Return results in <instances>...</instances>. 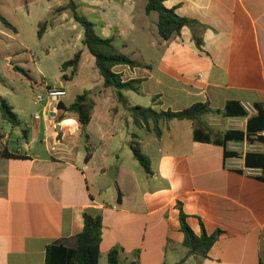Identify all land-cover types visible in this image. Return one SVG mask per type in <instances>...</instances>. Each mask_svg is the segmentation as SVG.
<instances>
[{
  "label": "crops",
  "instance_id": "0c3cea01",
  "mask_svg": "<svg viewBox=\"0 0 264 264\" xmlns=\"http://www.w3.org/2000/svg\"><path fill=\"white\" fill-rule=\"evenodd\" d=\"M163 1L195 22L170 40L159 35L158 14L146 13V0L77 4L99 36L141 64L114 68L124 81H143L140 91L124 92L129 106L177 112L197 103L214 110L230 102L264 105V0ZM80 51L76 74L61 71L54 84L68 90L65 98L38 104L31 91L37 81L27 71L23 89L35 108L24 96L5 99L20 125L5 121L0 152L20 158L0 156V264H46L52 246L73 252L86 214L103 219L99 264H108L115 248L120 264H264V181L260 169L245 167L248 152L264 154V131L263 143L229 142L239 155L228 159L223 146L196 141L190 121H162L158 137L153 122L135 125L116 91L104 87L94 57ZM88 91L95 106L84 130L78 114L59 104L69 107ZM203 120L214 139L247 125L214 113ZM132 142L150 159L151 174ZM180 206L198 236L202 226L209 235L222 232L208 258L186 259Z\"/></svg>",
  "mask_w": 264,
  "mask_h": 264
},
{
  "label": "trees",
  "instance_id": "16d2710c",
  "mask_svg": "<svg viewBox=\"0 0 264 264\" xmlns=\"http://www.w3.org/2000/svg\"><path fill=\"white\" fill-rule=\"evenodd\" d=\"M146 13L158 14V33L164 40H170L180 35L182 29L193 25L195 22L176 14L174 9H169L164 5L163 0H146ZM70 11L76 23L82 26L84 36L82 44L89 53L94 57L96 68L99 75L104 80L105 88H113L116 91V99L118 103L128 111L137 126L145 125L149 127V123L153 122V131L158 137H161L162 130L160 123L177 121H190L194 123V139L196 141L215 143L221 145L225 149V159L238 157V153L228 150L229 142H248L249 144L263 143L261 133L264 131V105L255 104L256 115L250 116L238 102H230L223 110H214L208 103H197L182 111H157L152 107L129 106L128 100L124 95L126 91H140L143 83L142 80L124 81L123 76L114 71L117 66H128L131 69L141 67V64L134 61L128 55L120 51L115 45L113 38H103L98 35L96 25L89 20L87 16L82 14L79 6L71 1L68 5L57 9L56 15ZM2 24L17 33V28L12 25L5 17L0 15ZM48 28V23L39 24L38 37L42 38ZM82 59V51L62 64V72L72 68V75H75ZM18 69V68H17ZM25 76H29L24 69H18ZM69 79L68 76H65ZM59 106L68 112L77 113L79 120L85 130L90 124L94 102L92 100V92L88 91L79 95L75 102L69 107L62 104ZM0 112L2 119L10 123L13 127L20 125L17 114L5 99L0 102ZM221 115L224 118H243L247 119L246 130H229L221 137L214 139L210 134L204 117L208 114ZM131 148L135 159L140 163L146 173L151 174L150 159L142 152L140 146L136 142L131 143ZM0 156L7 158H20V156L10 154L7 150L0 152ZM88 154L86 160L89 161ZM245 167L248 169H260L262 175L259 177L264 181V154L258 152H248L245 155ZM85 226L82 233L75 239V249L73 252L63 247L52 246L47 256L46 264H99L100 261V245L103 237V219L102 217H93L86 214L84 216ZM180 223L181 231L184 234L183 245L187 248L188 253L186 259L191 256L206 259L213 245L218 241L221 231L209 235L204 226H202V234L198 236L188 224V216L184 213L180 206ZM108 264H120V250L115 248L108 254ZM131 264H137L136 262ZM183 264V262L181 263Z\"/></svg>",
  "mask_w": 264,
  "mask_h": 264
},
{
  "label": "rangeland",
  "instance_id": "374dc122",
  "mask_svg": "<svg viewBox=\"0 0 264 264\" xmlns=\"http://www.w3.org/2000/svg\"><path fill=\"white\" fill-rule=\"evenodd\" d=\"M71 1L79 4V0H32L26 7L22 0H0V15L18 30V34H14L0 21V102L2 99L13 102L15 97L24 96L29 106L35 108L32 93L23 89L29 83V76L18 69L30 71L31 77L39 83L54 85L61 76L62 63L86 48L82 44L84 30L74 21L71 12L54 16L58 8ZM140 3L145 4V0ZM87 17L93 22L92 16ZM43 22L48 23V28L39 38V24ZM79 80L86 84L85 76ZM244 122L243 119L239 126ZM7 125L0 112V134L8 133Z\"/></svg>",
  "mask_w": 264,
  "mask_h": 264
},
{
  "label": "built area",
  "instance_id": "2783aa9c",
  "mask_svg": "<svg viewBox=\"0 0 264 264\" xmlns=\"http://www.w3.org/2000/svg\"><path fill=\"white\" fill-rule=\"evenodd\" d=\"M44 88L43 92H37L39 87ZM31 91L34 94L35 100L38 104H46L50 100H60L68 95V90L65 87H56L48 82H35L31 84ZM242 107L250 115L256 111L255 107L251 104H243ZM39 114L36 115V119H39Z\"/></svg>",
  "mask_w": 264,
  "mask_h": 264
}]
</instances>
